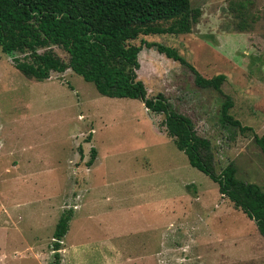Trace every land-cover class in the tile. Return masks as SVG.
<instances>
[{"label":"rangeland","instance_id":"1","mask_svg":"<svg viewBox=\"0 0 264 264\" xmlns=\"http://www.w3.org/2000/svg\"><path fill=\"white\" fill-rule=\"evenodd\" d=\"M189 35L142 36L176 49L222 93L143 46L138 78L208 139L220 174L264 187V0H191ZM52 50L64 61L68 54ZM0 50V264H54L53 237L68 211L61 264H264L254 221L192 167L167 135L164 114L112 99L72 70L38 82ZM253 132L223 124L222 106ZM95 151V154L93 153Z\"/></svg>","mask_w":264,"mask_h":264},{"label":"trees","instance_id":"2","mask_svg":"<svg viewBox=\"0 0 264 264\" xmlns=\"http://www.w3.org/2000/svg\"><path fill=\"white\" fill-rule=\"evenodd\" d=\"M201 17L202 10L194 9L191 0H0V50L25 55L14 65L30 79L43 82L53 73L72 70L104 97L140 100L153 113L164 114L167 135L190 165L218 184L220 194L254 221L264 238V187L240 179L234 163L218 174L211 142L200 137L192 120L175 112L163 95L148 98L138 78L139 55L146 46L188 67L197 86L222 93L225 75L206 79L174 48L134 44L142 36L192 34ZM52 47L64 50L69 60L61 59ZM233 106L228 97L222 106V123L239 128L242 134L253 132L230 114ZM254 142L264 153V138L254 134ZM72 219L73 212L68 211L56 226L54 264H61L60 251Z\"/></svg>","mask_w":264,"mask_h":264}]
</instances>
